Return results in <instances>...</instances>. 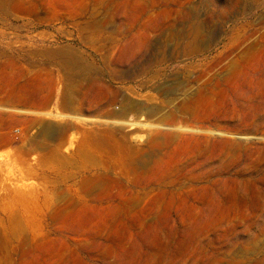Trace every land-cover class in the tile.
Returning a JSON list of instances; mask_svg holds the SVG:
<instances>
[{
    "label": "rangeland",
    "instance_id": "rangeland-1",
    "mask_svg": "<svg viewBox=\"0 0 264 264\" xmlns=\"http://www.w3.org/2000/svg\"><path fill=\"white\" fill-rule=\"evenodd\" d=\"M0 264H264V0H0Z\"/></svg>",
    "mask_w": 264,
    "mask_h": 264
},
{
    "label": "crops",
    "instance_id": "crops-1",
    "mask_svg": "<svg viewBox=\"0 0 264 264\" xmlns=\"http://www.w3.org/2000/svg\"><path fill=\"white\" fill-rule=\"evenodd\" d=\"M47 130H49V131H47ZM47 130H46V131H47V133H49V134H50V133H51L50 129H47Z\"/></svg>",
    "mask_w": 264,
    "mask_h": 264
}]
</instances>
